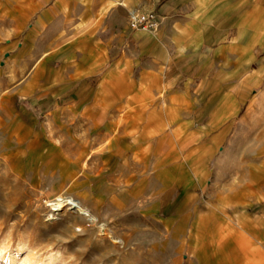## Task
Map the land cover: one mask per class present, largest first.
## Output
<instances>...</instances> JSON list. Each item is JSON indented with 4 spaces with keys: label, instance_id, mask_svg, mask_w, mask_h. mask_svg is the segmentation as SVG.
Masks as SVG:
<instances>
[{
    "label": "rangeland",
    "instance_id": "1",
    "mask_svg": "<svg viewBox=\"0 0 264 264\" xmlns=\"http://www.w3.org/2000/svg\"><path fill=\"white\" fill-rule=\"evenodd\" d=\"M112 1L0 0L2 263L28 246L39 263L51 252L55 264H264V0H180L197 27L191 47L164 48L174 66L148 76L124 39L158 38L165 0ZM132 10L155 11L159 25L130 28ZM70 106L144 126L140 160L103 126L72 127L51 112ZM82 140L84 163L71 164L82 186L65 191L63 157ZM83 191L96 222L66 202L53 210L56 193L79 204Z\"/></svg>",
    "mask_w": 264,
    "mask_h": 264
},
{
    "label": "crops",
    "instance_id": "2",
    "mask_svg": "<svg viewBox=\"0 0 264 264\" xmlns=\"http://www.w3.org/2000/svg\"><path fill=\"white\" fill-rule=\"evenodd\" d=\"M122 3L121 0H113L110 3V6ZM137 5V3H135ZM149 5H145L144 8H148ZM150 7V6H149ZM134 11V10H132ZM158 12L169 19L166 24L161 28V32L158 38L147 36L144 34H137L136 32H131V39L125 41V48L126 53L128 56H144L145 59V67L143 68V72L145 75H149L147 73V69L151 68L153 70H158L162 68L163 72L170 71L172 66L168 60H165L163 57L164 48H171L174 47L176 53L181 55L186 53V48L191 47V40L194 38V34L197 31L196 24L192 20L190 14V10L185 7V3H182L180 0H165L161 6L158 8ZM124 22H126L124 20ZM122 25V24H120ZM117 32L121 33L122 29L118 27ZM118 33V37L119 34ZM183 60V59H181ZM185 60V58H184ZM28 66L35 68V62L29 60L27 62ZM88 69V68H87ZM174 78V75L169 76V80ZM32 89L28 88L27 92L25 93L28 97H32ZM56 111L59 117L65 118L62 121L65 124H70L72 127L77 126H91L93 127L96 125L94 130H97L99 127H104V135L110 137H114V141L117 142L118 140H122V146H120V151H127L130 152L133 147H128L125 144V141L128 139L130 135H134L137 133L135 139H146V134L144 131V126H139L134 131H132V126L127 125V123L123 125L113 126L111 122H104L100 117L103 115H109L113 112V110H108L107 107H98L95 109H84V110H77L74 107L70 106L67 108H58L55 107L52 109L51 112ZM50 112V114H51ZM64 114V115H63ZM97 117H92L94 116ZM63 116V117H62ZM108 127L110 130L107 132L105 128ZM185 127H187V123H180L174 129L171 130L173 137L177 139L179 132L182 131ZM187 137H194L193 133H189ZM81 148L85 152L88 146V140H82ZM113 141V142H114ZM133 141V139H132ZM178 141V140H177ZM128 142V141H126ZM86 144V145H85ZM125 147V148H124ZM129 149V150H128ZM136 151L131 154V156H135L137 149L134 148ZM146 149V148H145ZM87 154V153H86ZM225 152H223V156ZM163 155L158 154L157 157V164L159 165L162 162ZM167 181V179H166ZM162 183V179L160 181ZM176 185L179 187L180 182L179 180L176 181Z\"/></svg>",
    "mask_w": 264,
    "mask_h": 264
},
{
    "label": "bare ground",
    "instance_id": "3",
    "mask_svg": "<svg viewBox=\"0 0 264 264\" xmlns=\"http://www.w3.org/2000/svg\"><path fill=\"white\" fill-rule=\"evenodd\" d=\"M48 123V122H47ZM96 126V125H95ZM94 126V127H95ZM94 129V128H93ZM105 130L108 132L110 130V128L106 127ZM33 135L35 136V133H33ZM114 137H110V139H108L110 142H113L114 141ZM139 141V143H137L135 146H132V141H128L126 142L125 141V144L128 146V147H133V148H137V153L135 154L136 156H138L137 158L140 160V155L141 153L145 152V143H141L142 141H140L139 139H137ZM109 142V144H110ZM124 143V142H123ZM122 146V145H121ZM81 148V147H80ZM125 148V147H124ZM129 150V149H128ZM143 151V152H142ZM78 152V153H77ZM141 152V153H140ZM83 153V150L82 149H78L76 151V153L74 154V156L72 158H67V157H63V160L65 161V164H66V170H64L63 173V180L65 181H71L68 186L66 187V190L65 191H73L74 188H77L78 186H82L81 185V181H78L76 178L73 179V176L74 174L77 172L74 170L73 166L71 164L75 163V162H78V161H82L84 157H82V154ZM60 156V155H59ZM23 158V157H22ZM74 161V162H73ZM83 162V161H82ZM84 163V162H83ZM134 163V162H133ZM76 164V163H75ZM144 166V165H143ZM142 166V168H143ZM20 167V166H19ZM18 166H15V172L19 173L21 177L22 176V171L21 169L19 168ZM135 167V166H134ZM85 169V168H84ZM78 170V169H77ZM84 170H81V173H83ZM1 173V172H0ZM1 175V174H0ZM17 175V174H16ZM24 175V174H23ZM160 175V174H159ZM77 177V176H76ZM78 178V177H77ZM56 186V185H55ZM4 187V186H3ZM69 199H72V197L68 196ZM77 197L79 198V204H74V201L71 202L70 200H68L66 197L64 198L63 196V193H56L49 201H54V202H57L55 204V208L53 209L54 211L55 210H58L59 208H63L64 202H66V204H69L71 205V207H74L76 209V212L77 213H84V216H87L90 218L93 217L92 220H94L96 222L97 220V217L96 215H93L91 214L92 212L95 213V209L92 207H89L88 205H86V203H84L83 200L87 201V197H86V193L83 191V192H80L79 195H77ZM78 200V199H77ZM93 209V211H92ZM88 212V213H87ZM54 216V212H52L50 215H49V218L48 219H52ZM3 242V241H2ZM2 242L0 244V264H3L2 261L4 260L5 257H7V254L6 252L8 251V249H6V246L2 245ZM20 249H27L26 252L23 254V256L17 260L15 258H10L9 259V263L10 264H55L56 263V260H55V263H54V259H55V255L53 253H49L47 258L39 263L38 260H36L35 256L30 252L28 246H21ZM22 251V250H21ZM12 252V251H11ZM57 258V257H56Z\"/></svg>",
    "mask_w": 264,
    "mask_h": 264
},
{
    "label": "built area",
    "instance_id": "4",
    "mask_svg": "<svg viewBox=\"0 0 264 264\" xmlns=\"http://www.w3.org/2000/svg\"><path fill=\"white\" fill-rule=\"evenodd\" d=\"M128 25L132 29L148 30L157 28L159 25V18L157 13L153 10L148 12L131 11L129 13Z\"/></svg>",
    "mask_w": 264,
    "mask_h": 264
}]
</instances>
